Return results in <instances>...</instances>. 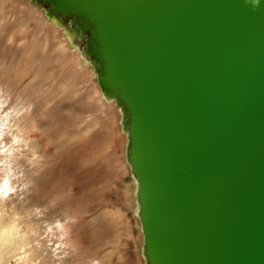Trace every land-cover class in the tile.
I'll return each instance as SVG.
<instances>
[{
  "label": "water",
  "instance_id": "1",
  "mask_svg": "<svg viewBox=\"0 0 264 264\" xmlns=\"http://www.w3.org/2000/svg\"><path fill=\"white\" fill-rule=\"evenodd\" d=\"M78 1L127 111L146 263L264 264V0Z\"/></svg>",
  "mask_w": 264,
  "mask_h": 264
},
{
  "label": "rangeland",
  "instance_id": "2",
  "mask_svg": "<svg viewBox=\"0 0 264 264\" xmlns=\"http://www.w3.org/2000/svg\"><path fill=\"white\" fill-rule=\"evenodd\" d=\"M24 1L66 37L67 32L77 31L76 24L67 21L70 18L58 26L54 21L56 11H51L43 0ZM4 12L3 18L10 21L9 11ZM44 31L38 35L41 39L50 33L48 28ZM19 34L4 29L0 37V264H95L111 249L108 242L115 235L100 220L105 208L119 212L115 220L125 226L127 222L128 227L126 232H116V252L105 264H144L133 177L127 163L125 172L113 169L127 142L121 109L112 103L117 115L113 153L92 161V153L103 138L100 133L84 135L73 145V140L59 136L64 129L62 123L46 124L39 117L43 110L37 109L39 99L21 92L35 83L36 72H28L23 79L13 76V72L9 77L2 74V68L12 64L21 45L31 39L28 33ZM87 38L83 35L73 43L68 38L70 51L83 56L97 81L87 53ZM7 48L11 53L6 52Z\"/></svg>",
  "mask_w": 264,
  "mask_h": 264
},
{
  "label": "bare ground",
  "instance_id": "3",
  "mask_svg": "<svg viewBox=\"0 0 264 264\" xmlns=\"http://www.w3.org/2000/svg\"><path fill=\"white\" fill-rule=\"evenodd\" d=\"M43 1L45 2V0ZM74 1L75 0H72L69 4L74 3ZM89 1L91 2L92 0ZM46 5L47 7H50L51 11H56V14H53L55 16L54 21L58 26H61V24H63L68 18H70L76 25H79V23L75 20V18H80L82 22H84L81 18L82 15L77 13L78 11L76 12L74 9L78 7L74 5L75 7L73 8V4L71 7L69 6V8H73L74 10L63 9V6L58 5L55 0H46ZM6 10L9 11L7 17L10 18V21L9 19L6 21V18H3V14L5 13L4 11ZM79 10L81 13H86H84V17L89 15V11L84 10L83 7H79ZM40 13L33 5H30L24 0H0V37L2 36L4 29H7L9 32H18L20 33L19 36L21 34L28 33L31 37L28 42L21 45L19 51L17 50L14 58L12 59L13 61L11 60L12 64H9L7 69H5L6 66L2 68V74L9 77L10 73L13 72L15 74L13 76L16 77L19 75V78L23 79L28 72H36L34 75L35 81L33 80L35 83L33 82L34 84L28 88L26 86V89L21 92H23L26 97L30 98L31 96L39 99L37 100V102L40 101L38 104L39 108L37 109H43L39 117L44 118L43 122L46 121V124L52 122L58 126L62 123L64 129L62 128L59 136L73 140V145L76 141L78 143V140L84 135H91V132L94 134L100 133L103 138L101 139L97 149L94 150L95 153L94 151L92 153L94 157L92 158V161L100 159L103 156H110L111 153H113L116 137L114 124H116L115 119L117 115L115 111L116 107H114V104L112 103L114 102L120 106L121 112L125 117L122 121V125L123 130L126 133L127 142L125 152L122 156L123 158L121 157L120 160L118 159L119 161L113 162V169L121 172L127 171L125 163L129 166L128 155L130 145L128 115L126 109L124 108V103L118 97V91L108 83L102 81L100 78L102 74V60L101 54L97 50L95 41H92L90 38H87L86 40L88 43L87 53L90 55V60H92V64L94 65L98 82L94 80L95 75L93 76L89 67L83 62V56L78 52L70 51V40L73 43V41L81 39L83 35H79L77 32L73 31L71 33L67 32L68 36L66 37L62 34L63 32L61 33V31L56 29L57 27H53L51 22L45 20L44 16ZM101 17L103 18L105 24L100 27V31L102 34H109L107 32L108 29H106L109 28L107 21L108 18L104 14H102ZM88 21L91 28L93 25H96L97 18L90 13ZM5 23L6 25L8 24V27H5ZM44 28H48L50 33L47 37L41 39L38 35L44 31ZM77 28L81 29L80 26ZM94 30L95 28L92 27L90 29V33ZM109 38H111V36ZM6 52L11 53V49L7 48ZM12 87L14 88L13 84ZM125 114L127 116H125ZM54 128L55 127H53V130L56 129ZM60 139L63 141L64 138ZM68 144L69 143L67 142V145ZM71 144L72 143H70V145ZM73 145L71 146L73 147ZM129 169L131 171L130 166ZM131 175L135 185V192L133 195L134 200L136 199L135 214L138 218L137 225L140 229V233L142 234L141 238L143 245V232L139 221L140 209L137 199L138 179L132 171ZM118 214L119 212H110L107 208H105L100 214V220L103 221L104 225L106 224L108 228L110 227L115 235L113 239L108 242V244H110L109 247L112 246L111 249L106 251L102 257L97 259V261L95 260V264H105L111 261L112 256L116 252L115 250L119 239L116 232H121V230L122 232H126L125 227H127V222L125 226L121 220L116 221L114 218V216H118ZM142 258L144 260V264H147L144 254V245L142 246Z\"/></svg>",
  "mask_w": 264,
  "mask_h": 264
},
{
  "label": "flooded vegetation",
  "instance_id": "4",
  "mask_svg": "<svg viewBox=\"0 0 264 264\" xmlns=\"http://www.w3.org/2000/svg\"><path fill=\"white\" fill-rule=\"evenodd\" d=\"M45 3H46V0H45ZM58 5H62L63 7V9H66V10H72L75 6L76 7H78V8H74L75 9V11L77 12V13H79V14H81L82 15V19H83V21L84 22H82V20L80 19V18H78V19H76L75 18V20L79 23V26L81 27V29H78L76 26V29H77V33L79 34V35H87V36H89V34H90V29L92 28V27H94L95 28V25H93L91 28H90V23H89V21H88V18H89V16H90V12H89V15H87L86 17H84L83 15H84V13L82 12L81 13V11L79 10V7H81L79 4H81L82 2H80V1H78V0H75L74 1V3H73V8H69V6L71 7V5L72 4H69L70 2H68L67 4H65V3H62V4H60V3H58V2H56ZM76 3V4H75ZM48 5V4H47ZM75 5V6H74ZM54 6V5H53ZM73 9V10H74ZM88 13V12H87ZM86 14V13H85ZM70 22H73V21H71V20H69ZM98 63V62H97ZM101 64V63H100ZM102 65V64H101ZM102 67V66H101ZM119 107V109H120V106H118Z\"/></svg>",
  "mask_w": 264,
  "mask_h": 264
}]
</instances>
